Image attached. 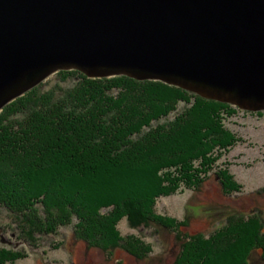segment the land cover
Here are the masks:
<instances>
[{
    "label": "trees",
    "instance_id": "16d2710c",
    "mask_svg": "<svg viewBox=\"0 0 264 264\" xmlns=\"http://www.w3.org/2000/svg\"><path fill=\"white\" fill-rule=\"evenodd\" d=\"M54 76L0 113V219L10 213L25 242L73 226L89 247L147 258L152 246L118 229L126 220L175 233L174 264H246L254 249L264 258L261 218L233 216L209 236H190L188 221L157 212L159 200L202 191L240 142L223 125L236 108L161 81ZM217 173L225 194L242 192L226 168ZM23 256L0 244V264Z\"/></svg>",
    "mask_w": 264,
    "mask_h": 264
},
{
    "label": "water",
    "instance_id": "95a60500",
    "mask_svg": "<svg viewBox=\"0 0 264 264\" xmlns=\"http://www.w3.org/2000/svg\"><path fill=\"white\" fill-rule=\"evenodd\" d=\"M64 70L264 111V0H0V113Z\"/></svg>",
    "mask_w": 264,
    "mask_h": 264
},
{
    "label": "rangeland",
    "instance_id": "374dc122",
    "mask_svg": "<svg viewBox=\"0 0 264 264\" xmlns=\"http://www.w3.org/2000/svg\"><path fill=\"white\" fill-rule=\"evenodd\" d=\"M54 75L49 79H53ZM183 106L180 104L178 109ZM232 106L236 108L235 113L225 114L223 125L235 133L240 142L223 152L202 191L193 193L184 190L157 203L159 214L188 221L184 232L190 236H209L221 230L228 218L233 216L264 220V111ZM221 168H226L234 176L235 182L243 185L241 193L223 192L216 175ZM11 217L10 213L4 212L0 219V244L24 251L23 258L15 264H174L179 253L180 242L175 233L161 228L132 229L126 220L120 222L118 229L124 238L137 237L150 244L153 251L147 258L137 259L121 249L113 248L105 252L89 247L86 242L76 238L73 226L62 227L55 235H41L37 238L36 246H30ZM261 255V250L254 249L246 264H264Z\"/></svg>",
    "mask_w": 264,
    "mask_h": 264
}]
</instances>
